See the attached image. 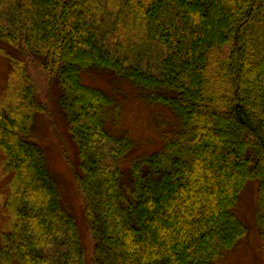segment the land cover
<instances>
[{
	"label": "trees",
	"instance_id": "obj_1",
	"mask_svg": "<svg viewBox=\"0 0 264 264\" xmlns=\"http://www.w3.org/2000/svg\"><path fill=\"white\" fill-rule=\"evenodd\" d=\"M8 4L0 54L12 98L0 102V165L11 177L1 194L0 264H90L47 154L31 140L48 112L28 72L37 59L59 86L76 146L68 162L94 240L92 264H222L247 233L237 207L250 182L264 244V0H123L115 18L105 0ZM110 19L129 51L113 52L99 34ZM144 34L161 52L155 71L134 49ZM101 70L172 112L162 150L129 160L132 139L107 129L119 101L83 81Z\"/></svg>",
	"mask_w": 264,
	"mask_h": 264
},
{
	"label": "rangeland",
	"instance_id": "obj_2",
	"mask_svg": "<svg viewBox=\"0 0 264 264\" xmlns=\"http://www.w3.org/2000/svg\"><path fill=\"white\" fill-rule=\"evenodd\" d=\"M134 1V0H131ZM109 12H114L115 18L118 9H121L123 0H105ZM116 6L118 9H116ZM8 0H0V25L10 24L12 11L10 12ZM104 36V42L113 52L121 54L127 52L129 44L121 31V24L114 20H106L105 29L98 30ZM133 43V41H131ZM132 46V45H130ZM4 48H8L4 45ZM135 51L139 55L140 65L145 69L155 71L161 58L160 49L146 43L145 34L136 42ZM134 59V53L129 55ZM9 64L7 59L0 54V102H8L12 98V91L8 86ZM28 72L31 75L39 101L48 105V112L39 114L32 135V142L39 144L46 152L49 159L51 174L60 187L63 204L74 216L79 227L82 244L85 248L86 259L90 261L94 255V240L90 232V224L84 214V200L78 189L74 169L69 160L75 161L76 146L71 140L67 120L62 113L58 102L59 86L54 81L51 84L42 62L29 61ZM83 81L104 91H111L119 101L121 110L113 124L110 121L107 129L115 131L117 135L127 134L134 143L130 161H135L145 155L163 149L162 137L170 134L175 126V119L170 110L160 104H148L130 90L128 84L112 80L107 71H93L91 74H83ZM9 89V90H8ZM116 124V125H115ZM114 125V126H112ZM107 162L112 163L114 157L106 152ZM129 162H125L128 166ZM11 176L6 175L4 167L0 165V232L6 224L4 198L1 196L3 187ZM257 205V185L248 183L241 196L237 207L238 215L246 226L247 233L231 250L222 264H264V244L258 237L254 228V212Z\"/></svg>",
	"mask_w": 264,
	"mask_h": 264
}]
</instances>
